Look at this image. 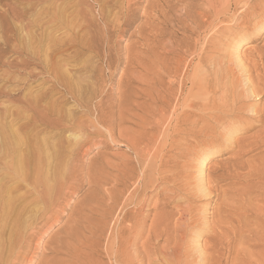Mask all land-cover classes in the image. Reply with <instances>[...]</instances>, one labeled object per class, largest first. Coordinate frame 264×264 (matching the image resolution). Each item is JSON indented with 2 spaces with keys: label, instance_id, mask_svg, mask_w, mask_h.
Listing matches in <instances>:
<instances>
[{
  "label": "rangeland",
  "instance_id": "obj_1",
  "mask_svg": "<svg viewBox=\"0 0 264 264\" xmlns=\"http://www.w3.org/2000/svg\"><path fill=\"white\" fill-rule=\"evenodd\" d=\"M21 12L16 24L21 36L37 33L42 63L30 87H47L43 108L55 104L53 114L87 129L53 132L42 118L54 115L37 107L29 132L47 153L60 140L64 163L47 162V196L42 184L26 196L37 203L22 213L14 243L4 238L2 264H264V0H0V21ZM198 70L223 109H240L229 132L179 130ZM247 87L257 90L250 99ZM12 102L1 97L0 112L32 114ZM70 132L81 136L73 152Z\"/></svg>",
  "mask_w": 264,
  "mask_h": 264
},
{
  "label": "bare ground",
  "instance_id": "obj_2",
  "mask_svg": "<svg viewBox=\"0 0 264 264\" xmlns=\"http://www.w3.org/2000/svg\"><path fill=\"white\" fill-rule=\"evenodd\" d=\"M23 19H24V14H22V12H21V13L12 14L10 16V18H6L5 20L3 19V21H0L1 22L0 23V69L6 68V70L8 69V72H9V70L14 71V73L11 72V73H13V75H11V73L10 74L5 73L6 71L5 72L3 71L4 74L3 73L0 74V98L1 97L9 98L11 101H13L20 108L24 107L23 109H27V110H30L32 112V114L29 117H25L22 113L23 111L18 109V108L14 109L11 113H7L6 109L4 111L0 112V264L3 263L2 262V249H3L4 241H5L4 238L7 240V246L8 245L11 246L14 243L13 239H14L15 235L19 234V232H21L20 230H22L23 226H25V225H22V224H24L23 223L24 221H22V219H21L22 213L25 212V208L27 207L28 203L29 204L33 203L35 200H36L35 202L37 203V197L32 198V199H28V198H26V196L28 194L32 195V194L37 193V184L43 185L44 191H43V194H41V195L47 196V193L49 194V192L53 189L52 188L53 187L52 186V184H53L52 180L53 179L49 178V176L44 174V171L46 169L48 171V169H49V168H47V165L51 164V163H47V162L52 160L54 162V164H52V165H55V167L63 165V163H64L63 162V152L65 154V151H63V150H65V149H63V145L60 146V144H62V142H60V140H58L57 145L54 143V144H52L53 146H49V147H51V152L48 151L50 153H47V152H45L46 150L37 146V138L35 136H32L29 132L30 128L33 127V124L35 122H37V118H38L37 117V107H40V109H41V110L39 109L40 113L42 112V110H43V112H44V110H48V112L50 111L51 113L53 111L55 113H57V112L55 110H53L54 109L53 107L55 104L53 106H49L48 109L43 108V106H45V105H44V103L42 105L41 102L44 101L43 98L46 97L45 95L51 92V91L48 92L49 89L47 90L46 89L47 87H45V90H43L44 88H42L43 91H41L40 93H39L40 90H38L39 88L37 86L30 87L31 84L37 80V71H36L37 66H41L40 64H42V63L40 62L39 55L37 54L38 53L37 52V33L36 34H33V33L29 34L28 33L24 36L23 35L21 36L20 31L22 30V25H17L16 20H17V22H18V20L21 22V20H23ZM48 36H49V34H48ZM49 37H52V35H50ZM48 38H47V40H48ZM50 41H51L50 45L55 46V45L59 44V41H57L56 38L55 39L49 38L48 42L50 43ZM238 46H239V44L235 46L234 53H235L236 60L238 62H240L241 58H240V54H238L239 53ZM51 50H53V49H51ZM54 50H57V49H55V47H54ZM238 64H240V63H238ZM50 66H52L53 70H55L56 73H58L59 77L61 78V74H60L61 72L58 71V69L54 66V64L50 65ZM41 68L45 72H47L48 70H51V68L49 66H47L46 64L43 65ZM199 70L197 72L196 71L193 72V81H192L191 85H189L190 86L189 92H191V93L186 95L184 97V100L182 99L184 102V108L182 109V111L178 115H176L178 127L181 126V127H179V130L183 134L185 133V135H187V136L189 135V137H191V136L194 137V135H195L194 133L200 132V131H202V129H205V132H208V133L215 132L216 129H218V128H221L222 131L229 132L227 130H230L232 128V127L230 128L229 126L231 124H233L231 122L232 120L230 121V119L235 118L238 115L240 109L238 107L232 105V104L230 107L227 106L228 109H223L222 106H224V104H222L223 103L222 98L224 96H222V98L220 97L219 99L213 98L214 97L213 95L217 89L216 88L217 85L215 84V86H211V85H209L210 83L209 84L208 83L201 84V82H200L201 77L199 74L202 73L203 71L200 72L201 70L200 71ZM175 75H176V73H175ZM219 75H220V72H219ZM221 75H223V74L221 73ZM221 75L218 78H220ZM12 76H16V77L13 78ZM216 76H218V74ZM62 77H63V75H62ZM224 77H227V75L222 76V78H224ZM224 80H226V79H224ZM220 81H221V79H220ZM247 81L248 80H245L246 83H247ZM56 84L60 85L64 90L66 89L65 84L59 82L58 80H56ZM229 85H230V83H229ZM251 85H252V80H251ZM42 87H44V86H42ZM233 87H234V85H232V88ZM230 88H231V86H230ZM254 88L255 87H253V89ZM253 89H251L249 87L246 88V90H249V92H248V94L250 96V97H248L249 99L252 98L251 95H253V92L257 91L256 89H255V91ZM37 90H38V96H37ZM224 90H225V88H224ZM65 92L67 94H70L72 97V93L70 91H65ZM231 92L234 93L233 91H231ZM184 93H186V92H184ZM230 93H229V95L231 96L232 93L231 94ZM241 93H244V92H242V90H241ZM181 94H183V93H181ZM256 96H259V95L256 94ZM245 97L246 96H244V98ZM229 98H228V100H229ZM233 98L231 97V99H233ZM235 98L237 99L238 97H235ZM259 98H257V99H259ZM236 101H238V99ZM224 102H225V100H224ZM225 103H227V102H225ZM46 105L48 106V104H46ZM47 106L45 108H47ZM57 107L58 106L56 105V108ZM172 108L174 109V107H172ZM244 108L246 109V107H244ZM57 110H59V108ZM206 110H210L209 113H205ZM251 111H253V110L250 109V112ZM43 112L41 113V115H44L45 112L44 113ZM98 112H99V114H98L99 117L97 118V121L100 123L106 124V119H105L106 111H105V109L100 107ZM174 112H177V111H174ZM53 115H54V117L50 121H48L49 117H47L46 115H44V117L46 116L45 118L42 116L43 117L42 118L43 125L48 126V124H50L53 132L58 131L61 128V126L65 125L66 123H71V125L73 124V126H76V127L80 126V127L87 129L86 124L80 122L79 119L77 120V119L72 118V120H70L69 119L70 117L67 118V116L57 115V114H53ZM208 115H210V117H209L210 118L209 120H211L210 122L205 120V116H208ZM196 117L198 119H199V117H202L203 119H202V121H199L198 119H196ZM39 119H40V116H39ZM172 120H173V118H172ZM200 122H202V123H200ZM236 126H238V124ZM247 126H249V124H247ZM238 127H241V129H243L244 126L240 125ZM182 128H184V129H182ZM238 130H239V128H238ZM181 132H179V133H181ZM199 134L203 135V132H201ZM207 134L205 136H207ZM228 136H230V135H228ZM80 137L81 136L79 134H77L75 132H70L69 135H67V138H68L67 143L69 144V146H68L69 148H67V149L68 150L72 149L71 146L73 144H74L73 145L74 147L73 146L72 147L75 148V144L79 141ZM178 137H179V135H178ZM55 139L57 140L58 138H55ZM201 139H203V138H201ZM177 140L178 139H176V142H177ZM196 140L197 139H195L194 141H196ZM63 141H64L65 145H67L65 142L66 140H63ZM223 141H226V139H223ZM44 142H43V144H44ZM209 143H210V141H209ZM190 144H192V143H190ZM65 145H64V147H65ZM193 145H195V144H193ZM44 146H45V144H44ZM60 148H62V149L60 150ZM71 151L73 152V150H70V152ZM67 155H69V154L67 153ZM67 155H65V156H67ZM64 161H66V159ZM203 166H204V161H203V159H201L199 161V168H200L199 169V175L200 176H202V173H203ZM42 167H44V169H42ZM55 167H53L54 173H56L55 171H59V169H60L59 168L58 170H55L56 169ZM51 172H53V171H51ZM52 175H53V173H52ZM60 176H62V175H60ZM57 178H58V176H57ZM200 179H201V177H200ZM200 182H203V181L201 180ZM203 184L204 183H202V185ZM203 188L205 189L206 186ZM199 189H200V187H199ZM203 190H201V191L205 192V190L204 191ZM156 208H158V207H156ZM35 214H36V212L33 211L32 209L29 211L28 221L30 224H33V219L35 220V218H34ZM7 229L9 230L8 235L5 234ZM5 235H7V237H5ZM25 235L26 234H24L23 236H25ZM198 250H201V249H198ZM198 250H197V252H198ZM199 254L201 255L202 253H199ZM202 260H203V262H205L204 259H202ZM7 262H10V261H7ZM203 262H202V264H203ZM205 264H207V263H205Z\"/></svg>",
  "mask_w": 264,
  "mask_h": 264
}]
</instances>
